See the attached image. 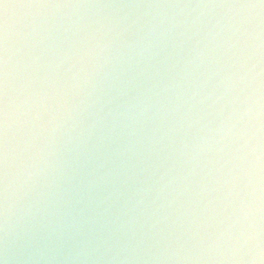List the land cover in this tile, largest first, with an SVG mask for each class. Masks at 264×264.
<instances>
[{"label":"clouds","instance_id":"obj_1","mask_svg":"<svg viewBox=\"0 0 264 264\" xmlns=\"http://www.w3.org/2000/svg\"><path fill=\"white\" fill-rule=\"evenodd\" d=\"M0 264H264V0H0Z\"/></svg>","mask_w":264,"mask_h":264}]
</instances>
